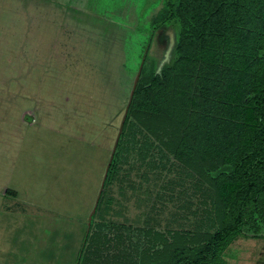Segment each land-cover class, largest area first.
Segmentation results:
<instances>
[{
	"label": "rangeland",
	"instance_id": "obj_1",
	"mask_svg": "<svg viewBox=\"0 0 264 264\" xmlns=\"http://www.w3.org/2000/svg\"><path fill=\"white\" fill-rule=\"evenodd\" d=\"M161 6L0 0V261L75 264L80 252L77 264H162L232 220L199 164L174 158L127 112L87 226L135 73L143 81L168 61L165 26L141 59ZM257 176L240 234L205 264H264Z\"/></svg>",
	"mask_w": 264,
	"mask_h": 264
},
{
	"label": "trees",
	"instance_id": "obj_2",
	"mask_svg": "<svg viewBox=\"0 0 264 264\" xmlns=\"http://www.w3.org/2000/svg\"><path fill=\"white\" fill-rule=\"evenodd\" d=\"M162 26L172 31L168 61L138 78L121 130L129 112L174 158L198 163L196 172L217 199L235 207L232 220L193 254L179 252L162 263L205 264L240 234L244 208L258 191L257 172L264 170V0H162L142 62ZM112 166L111 158L104 182Z\"/></svg>",
	"mask_w": 264,
	"mask_h": 264
},
{
	"label": "water",
	"instance_id": "obj_3",
	"mask_svg": "<svg viewBox=\"0 0 264 264\" xmlns=\"http://www.w3.org/2000/svg\"><path fill=\"white\" fill-rule=\"evenodd\" d=\"M172 42H173V39H172V35L170 34V35H169V42H168L167 48H166L165 53H164L163 61L167 60L168 54H169L170 49H171V46H172ZM139 71H140V66L138 67V69H137V71H136V73H135V76H134V78H133V80H132V84H131L130 90H129V92H128L127 101H126V104H125V106H124V110H123V113H122V115H121L120 122H119V125H118L117 133H116V136H115V139H114V142H113L112 148H111V150H110V154H109V157H108L107 163H106V165H105L104 172H103L102 177H101V180H100L99 189H98L97 194H96V196H95V200H94V202H93L92 208H91V210H90V212H89V214H88V218H87V226L89 225L91 214L94 212V209H95V207H96V203H97L98 197H99L100 192H101V190H102L103 182H104V179H105V176H106V172H107V169H108L109 163H110V161H111V158H112L113 152H114V150H115V146H116V143H117V140H118L119 134H120V132H121L122 123H123L124 117H125V115H126V111H127L128 105H129V103H130V99H131V97H132V94H133L134 88H135L136 83H137V80H138Z\"/></svg>",
	"mask_w": 264,
	"mask_h": 264
},
{
	"label": "crops",
	"instance_id": "obj_4",
	"mask_svg": "<svg viewBox=\"0 0 264 264\" xmlns=\"http://www.w3.org/2000/svg\"><path fill=\"white\" fill-rule=\"evenodd\" d=\"M1 245H3L2 243L0 244V246ZM26 259V258H25ZM0 264H6V262L4 263V260L2 259L1 261H0Z\"/></svg>",
	"mask_w": 264,
	"mask_h": 264
}]
</instances>
